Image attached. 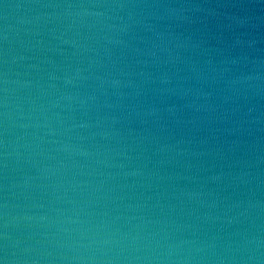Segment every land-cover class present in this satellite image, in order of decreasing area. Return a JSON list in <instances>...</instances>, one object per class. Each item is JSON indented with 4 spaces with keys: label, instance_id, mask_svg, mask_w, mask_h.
I'll return each mask as SVG.
<instances>
[{
    "label": "clouds",
    "instance_id": "obj_1",
    "mask_svg": "<svg viewBox=\"0 0 264 264\" xmlns=\"http://www.w3.org/2000/svg\"><path fill=\"white\" fill-rule=\"evenodd\" d=\"M0 264H264V0H0Z\"/></svg>",
    "mask_w": 264,
    "mask_h": 264
}]
</instances>
